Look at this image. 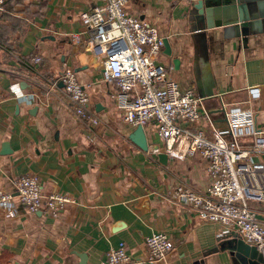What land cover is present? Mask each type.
Here are the masks:
<instances>
[{
    "label": "crops",
    "instance_id": "0c3cea01",
    "mask_svg": "<svg viewBox=\"0 0 264 264\" xmlns=\"http://www.w3.org/2000/svg\"><path fill=\"white\" fill-rule=\"evenodd\" d=\"M192 1L126 0L124 8L166 40L168 53L162 46L157 61L180 89L193 88L213 125L224 123L221 103L250 107L264 143V0L258 1L259 15L247 26L219 22L217 11L196 37ZM97 2L4 0L0 190L14 191L19 176L33 173L42 194L59 192L70 200L55 217L41 209L25 211L14 197L11 215L0 207V264H78L76 253L85 255L86 264H98L119 241L134 259L122 264H139L136 259L145 255L143 239L153 231L164 232L171 248L145 264H232L226 249L213 250L218 224L200 220L174 193L179 185L204 188V160L165 155L161 140H153V123L142 125L147 149L134 145L127 138L133 126L115 111L112 82L88 50L69 39L68 33L81 29L79 13ZM34 54L40 56L37 63L30 61ZM63 66L73 69L84 85L89 111L98 118L95 125L78 119L60 84H50ZM249 87H257L256 98L249 97ZM179 124L208 126L203 113ZM152 143L159 146L156 151H151ZM255 158L264 161V146ZM252 204L264 212V204Z\"/></svg>",
    "mask_w": 264,
    "mask_h": 264
},
{
    "label": "built area",
    "instance_id": "2783aa9c",
    "mask_svg": "<svg viewBox=\"0 0 264 264\" xmlns=\"http://www.w3.org/2000/svg\"><path fill=\"white\" fill-rule=\"evenodd\" d=\"M81 11V29L68 33L74 44H81L95 58L107 81L119 119L128 125L153 123L161 140V149L171 158L198 155L205 162L207 183L197 191L186 185L174 189L200 220L218 224V234L235 232L245 243L260 250L264 247V212L253 206L264 202V161L255 156L263 148L260 128L256 129L254 111L250 107L221 103L224 123L215 126L200 97L193 88L180 89L163 65L157 61L162 37L157 29L124 8L126 0H97ZM4 0H0V11ZM32 63L40 56L30 57ZM60 84L70 108L78 119L95 125L98 118L89 111L88 97L75 77L73 69L63 66L49 81ZM251 99L258 96L257 87H249ZM17 96V95H16ZM201 113L208 126L184 127L180 121H192ZM248 137V140H243ZM151 151L159 146L149 145ZM13 197L25 211L41 209L55 217L69 197L59 192L41 193L38 177L19 176L14 191L0 190V207L12 214ZM261 216V218H260ZM145 255L139 264L151 263L164 257L171 241L162 231H153L143 239ZM134 260L126 251L124 241L109 247L98 264H122Z\"/></svg>",
    "mask_w": 264,
    "mask_h": 264
},
{
    "label": "water",
    "instance_id": "95a60500",
    "mask_svg": "<svg viewBox=\"0 0 264 264\" xmlns=\"http://www.w3.org/2000/svg\"><path fill=\"white\" fill-rule=\"evenodd\" d=\"M260 0H194L190 2L189 12L193 15L194 30L193 37L199 34L198 30L209 25L210 14L219 11V22L236 23L243 28L248 25V20H255L259 15L257 7ZM227 24V23H226ZM165 53H168L167 42L162 39ZM127 138L141 150L147 149L146 138L142 126L135 125L128 133ZM160 157L165 156L158 153ZM213 250L226 249L232 264H264V247L260 250L245 243L235 232H224L219 234ZM78 264L85 263V255L76 253Z\"/></svg>",
    "mask_w": 264,
    "mask_h": 264
},
{
    "label": "rangeland",
    "instance_id": "374dc122",
    "mask_svg": "<svg viewBox=\"0 0 264 264\" xmlns=\"http://www.w3.org/2000/svg\"><path fill=\"white\" fill-rule=\"evenodd\" d=\"M145 125H146V124H145ZM146 131H147V129H146ZM153 133H155L154 128L152 129V134H153ZM157 137H158V139L160 140V138H159V136H158L157 134L154 135V139H153V140H156ZM260 204H261V203H260ZM262 204H264V202H262Z\"/></svg>",
    "mask_w": 264,
    "mask_h": 264
},
{
    "label": "trees",
    "instance_id": "16d2710c",
    "mask_svg": "<svg viewBox=\"0 0 264 264\" xmlns=\"http://www.w3.org/2000/svg\"><path fill=\"white\" fill-rule=\"evenodd\" d=\"M3 4H4V2H3Z\"/></svg>",
    "mask_w": 264,
    "mask_h": 264
}]
</instances>
